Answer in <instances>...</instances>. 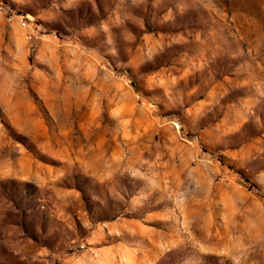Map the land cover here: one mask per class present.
Segmentation results:
<instances>
[{"label":"rangeland","instance_id":"obj_1","mask_svg":"<svg viewBox=\"0 0 264 264\" xmlns=\"http://www.w3.org/2000/svg\"><path fill=\"white\" fill-rule=\"evenodd\" d=\"M0 264H264V0H0Z\"/></svg>","mask_w":264,"mask_h":264}]
</instances>
